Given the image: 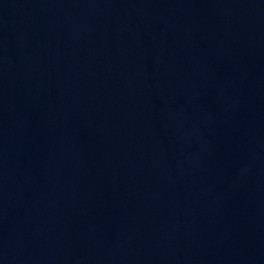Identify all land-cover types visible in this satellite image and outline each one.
I'll use <instances>...</instances> for the list:
<instances>
[{
    "label": "water",
    "instance_id": "water-1",
    "mask_svg": "<svg viewBox=\"0 0 264 264\" xmlns=\"http://www.w3.org/2000/svg\"><path fill=\"white\" fill-rule=\"evenodd\" d=\"M0 264H264V0H0Z\"/></svg>",
    "mask_w": 264,
    "mask_h": 264
}]
</instances>
